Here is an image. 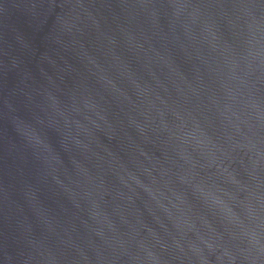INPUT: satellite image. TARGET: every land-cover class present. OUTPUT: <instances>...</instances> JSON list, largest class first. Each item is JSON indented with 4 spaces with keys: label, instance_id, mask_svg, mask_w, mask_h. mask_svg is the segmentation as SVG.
Instances as JSON below:
<instances>
[{
    "label": "water",
    "instance_id": "water-1",
    "mask_svg": "<svg viewBox=\"0 0 264 264\" xmlns=\"http://www.w3.org/2000/svg\"><path fill=\"white\" fill-rule=\"evenodd\" d=\"M151 264H264V0H252L229 83Z\"/></svg>",
    "mask_w": 264,
    "mask_h": 264
}]
</instances>
